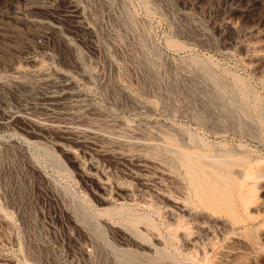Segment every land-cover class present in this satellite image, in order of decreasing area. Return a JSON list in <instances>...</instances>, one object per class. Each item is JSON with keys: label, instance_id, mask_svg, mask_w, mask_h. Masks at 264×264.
Returning a JSON list of instances; mask_svg holds the SVG:
<instances>
[{"label": "rangeland", "instance_id": "obj_1", "mask_svg": "<svg viewBox=\"0 0 264 264\" xmlns=\"http://www.w3.org/2000/svg\"><path fill=\"white\" fill-rule=\"evenodd\" d=\"M0 264H264V0H0Z\"/></svg>", "mask_w": 264, "mask_h": 264}, {"label": "bare ground", "instance_id": "obj_2", "mask_svg": "<svg viewBox=\"0 0 264 264\" xmlns=\"http://www.w3.org/2000/svg\"><path fill=\"white\" fill-rule=\"evenodd\" d=\"M72 14H73V13H72ZM73 16H74V14H73ZM74 17H75V16H74ZM77 18H78V17H77ZM55 83H56V82H55ZM63 87H64V91H65V89L67 88V86H63ZM54 93H55V92H54ZM65 129H66V128H65ZM67 129H69V127H68ZM67 129H66L65 131H68ZM77 129H78V128H77ZM69 130H70V129H69ZM63 131H64V130H63ZM179 156H180V154H179ZM182 156H183V155H182ZM185 156H187V155H185ZM187 158H188V157H187ZM181 159H182V157H181ZM190 159H191V161H189V162L191 163V162L193 161V160H192V157H191ZM184 160H185V157H184ZM184 160H182V161H183V162L186 161V162H185L186 164L184 163V165L186 166V165L188 164V163H187L188 161H187V159H186L185 161H184ZM188 160H189V158H188ZM193 162H194V161H193ZM193 164H194V163H193ZM195 165H196V164H195ZM187 166L189 167V165H187ZM187 166H186V167H187ZM191 166H192V164H191ZM195 167H196V166H195ZM192 168H193V167H192ZM186 170H187V169H186ZM214 201H215V200H214ZM199 226H200V225H199Z\"/></svg>", "mask_w": 264, "mask_h": 264}]
</instances>
